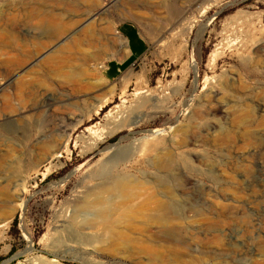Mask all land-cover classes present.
<instances>
[{
	"label": "rangeland",
	"instance_id": "1",
	"mask_svg": "<svg viewBox=\"0 0 264 264\" xmlns=\"http://www.w3.org/2000/svg\"><path fill=\"white\" fill-rule=\"evenodd\" d=\"M65 1L91 7L84 17L98 22L105 68L90 77L89 92L18 90L41 55L8 71L21 44L15 53L0 46V198L25 201L0 213V264H264V0L197 10H184L192 0H170L183 9L173 13L153 9L162 0H137L151 10ZM2 10L20 33L22 10L58 9L0 0ZM137 92L154 101L138 108ZM51 96L59 99L35 117V103ZM104 101L97 115L71 122ZM121 106L134 120L107 127L103 117ZM89 130L100 136L95 146ZM161 193L178 218L156 217L148 229L142 215Z\"/></svg>",
	"mask_w": 264,
	"mask_h": 264
},
{
	"label": "bare ground",
	"instance_id": "2",
	"mask_svg": "<svg viewBox=\"0 0 264 264\" xmlns=\"http://www.w3.org/2000/svg\"><path fill=\"white\" fill-rule=\"evenodd\" d=\"M216 1L217 0H192L189 7L184 10H192L193 8L194 10H197L202 4L207 3L208 6H210L209 3L215 4ZM122 2L123 6L121 10H151L146 6L138 7L136 4L137 0H123ZM42 4L52 5L58 10H22L20 22V24H22H19L18 26H21L25 30L20 33H14L9 28V25H14L16 22L15 15L11 14L9 10L0 11V21L4 22L5 25L3 28L4 34L0 35V46L4 49L9 48L14 52L15 48H17V46L19 47V43L21 44L19 50L13 55V61H10L7 64L8 71H18L29 60L41 55L39 66L29 67L26 72L28 79L26 81L21 79L18 80L16 88L18 90H23L29 88L32 89L34 86H37L39 89L50 91L53 90V84H56L61 87H70L77 92L83 93L94 90L95 87L90 83L89 79L94 76V72H103L105 68L102 64L98 63L104 54V43L102 42L104 39L103 37L101 38L99 34L100 29L98 27V22H89L84 17L87 16L85 14L87 13L86 10H90L91 7L89 5L77 6V2H67L65 0H42ZM153 9L169 10L171 13L174 12L173 10H183L176 7L174 3H170V0H162L154 6ZM206 9H208L207 6L202 10L205 12ZM202 14L203 12L199 15ZM117 38L119 40V49H117V51L120 55L127 56L129 52L125 40L118 35ZM50 46H53V49L44 53L50 48ZM10 58L11 57L8 59ZM42 77H46L51 83L46 84L41 82L40 79ZM135 96L139 99L136 104L138 108H140V105L143 103H152L154 101V99L150 97V94L145 95L144 92H137ZM57 99H59L57 96H55V98L51 96L35 103L34 116L37 118L39 117V108L43 103H53L56 102ZM105 103L106 101L98 105H92L90 109L85 112L86 114L79 116V118L72 115L70 117L71 122H75L74 126L81 125L83 122L82 119L85 117L89 118L91 114L97 115L98 111L101 110ZM120 108H124V106L118 107L115 114L108 112L103 117L107 127H118L126 119L130 121L134 120L130 115L124 116L126 111L121 110ZM262 108V106H259L257 112L262 111ZM212 111L215 113L216 110H210V112ZM17 118L21 120V116H17ZM89 131L90 132H86L91 136L90 138L95 146L100 136L96 135V133L91 130ZM65 132L66 130L62 131L63 134H65ZM48 143H51V141H48ZM56 157H59V154H57ZM117 161H119L118 158L111 156L107 160V163L114 166ZM158 183L160 184V182ZM114 185L115 187H120V184L117 182H114ZM157 187L158 189H167V186L163 181L162 184ZM163 194L169 199L175 197V194L172 192L165 191ZM163 194H156L153 201L154 207L149 210V214L148 212H144L142 215L143 218L141 221L148 229L156 223V217L161 216L164 219L178 218L176 213L171 210H166V205L163 201L165 197ZM19 201L20 203L18 205H10L0 198L1 215L7 217L14 214L19 208H23L25 201ZM152 213L153 215H151Z\"/></svg>",
	"mask_w": 264,
	"mask_h": 264
},
{
	"label": "crops",
	"instance_id": "3",
	"mask_svg": "<svg viewBox=\"0 0 264 264\" xmlns=\"http://www.w3.org/2000/svg\"><path fill=\"white\" fill-rule=\"evenodd\" d=\"M136 31H137V30H136ZM137 32H138V31H137ZM138 35H139V32H138ZM139 37H140V35H139ZM140 38H141V37H140ZM141 39H142V38H141ZM142 40H143V39H142ZM143 42H144V41H143ZM127 44H128V43H127ZM144 44H145V42H144ZM127 48H129V47H127ZM128 52H129V54H128L129 56H128V55H127L128 57L126 56V57H127L126 60H127L129 57H131V51H130V49H129ZM142 55H143V54H142ZM142 55H141V56H142ZM141 56H140V57H141ZM140 57H139V58H140ZM126 60H125V61H126ZM125 61H124V62H125ZM135 61H136V60H135ZM135 61H134V62H135ZM134 62H133V63H134ZM117 64H118V63H117ZM106 70H107V67H106ZM103 72H104V71H103ZM117 75H118V73L116 74V77H117Z\"/></svg>",
	"mask_w": 264,
	"mask_h": 264
},
{
	"label": "trees",
	"instance_id": "4",
	"mask_svg": "<svg viewBox=\"0 0 264 264\" xmlns=\"http://www.w3.org/2000/svg\"><path fill=\"white\" fill-rule=\"evenodd\" d=\"M126 64V62L124 64H122V66H124ZM17 223V219L15 218L14 221H13V225H16Z\"/></svg>",
	"mask_w": 264,
	"mask_h": 264
}]
</instances>
